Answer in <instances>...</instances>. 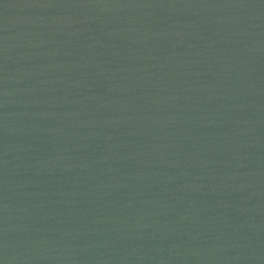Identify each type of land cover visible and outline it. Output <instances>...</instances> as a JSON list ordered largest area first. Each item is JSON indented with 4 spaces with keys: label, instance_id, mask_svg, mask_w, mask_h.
I'll return each mask as SVG.
<instances>
[{
    "label": "water",
    "instance_id": "water-1",
    "mask_svg": "<svg viewBox=\"0 0 264 264\" xmlns=\"http://www.w3.org/2000/svg\"><path fill=\"white\" fill-rule=\"evenodd\" d=\"M0 264H264V0H0Z\"/></svg>",
    "mask_w": 264,
    "mask_h": 264
}]
</instances>
